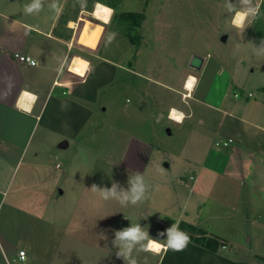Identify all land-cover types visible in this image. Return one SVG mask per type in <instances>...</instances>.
I'll return each instance as SVG.
<instances>
[{
    "label": "rangeland",
    "instance_id": "1",
    "mask_svg": "<svg viewBox=\"0 0 264 264\" xmlns=\"http://www.w3.org/2000/svg\"><path fill=\"white\" fill-rule=\"evenodd\" d=\"M98 1L114 9L108 24L95 20L89 14ZM30 2L31 0H13L14 13H25L20 8L24 9ZM58 2L60 0H43L42 11L30 17L41 18L42 13L52 11L51 6ZM253 3L259 6L261 15L250 21V26L244 32L232 27V14L226 11V0H86L83 8L76 0H64L58 26L69 40L75 37L69 69L74 62L89 65L87 57L90 58L92 53L103 52L114 61L128 66L135 65L146 73L156 74L157 77L176 84L185 81L190 73L197 75L203 72L202 88L206 80H211L216 75L217 70L224 68L230 71L235 66L236 85L243 86L246 95L252 92L253 96H243L235 84L232 90L227 91V96L234 100L237 93L240 96L237 98L242 101L248 100L246 97H260L261 86H264V54L257 50L261 40H264V0H253ZM127 12H137L138 21L120 15ZM69 17L76 21L77 28L72 27L75 21H66ZM111 33H116V36L109 44L107 37ZM225 34L227 38L222 40ZM194 54L204 58L199 69L189 64ZM95 62L96 59L93 58V63ZM80 74L82 75L81 70ZM123 74L132 78L136 85L139 84V76L129 72H120L117 81ZM227 75L225 72L223 76ZM132 95L133 93L122 94L120 100L123 105L110 109L112 114L116 113L111 118V124L119 123L120 114L117 110L123 111L126 97L133 101ZM135 103L134 99L126 104L134 106ZM130 121L125 120L126 127L136 126L129 124ZM167 121L159 125V138L152 140L155 147L152 156V159H156L155 170L148 169L150 174L145 178L151 186L150 199L134 206L122 207L114 200L105 201L96 193L98 190L94 191L95 195L87 193L93 191L91 185L87 186V182L96 183L100 188H110L113 182H117L126 189L129 176L142 167L139 156L134 172L119 171L122 168L118 165L119 160L127 157L124 136L118 140L117 137H112L113 129L109 135L102 132L101 141L98 142L102 146L91 152L79 149V143L75 140H71L70 146L63 150L51 146L49 151L59 152L57 160L54 158L51 161L53 166L58 161L63 169L84 174L87 181L70 179L65 184L63 179L58 182V192L66 185L65 195L56 203L62 207L59 212L55 208L33 214L17 211L14 214L15 227H8L6 207H2L5 198L0 195V264H68L69 261L86 264L87 255L91 253L97 259L96 264L99 260L102 264L104 256L112 257L111 264H118L120 261L124 264L123 259L116 256L118 249L112 244L116 230L139 222L149 232V236L155 237L158 233L166 234V229L170 228L166 215L163 214L166 209L175 218L184 209L189 211L190 216L195 215L196 211H192V208L195 209L196 206L189 198L187 184L184 181L178 184L173 180L169 173L176 171L175 166L167 168L166 164L176 160V168L181 169V173L187 178L194 167L184 164L183 160H199L202 152L200 154L194 144L191 131L184 125L178 127L173 121ZM146 129L147 131H141L143 128H138L143 133L149 132V127ZM168 129H171V134ZM132 131L138 132L134 128ZM227 139L213 138L209 145L227 154V148L215 146L216 142ZM253 139L255 140L250 143L256 147L260 143L256 139L261 138L256 135ZM106 158L107 162L104 160ZM108 159L116 161H111L110 165ZM108 168L111 177L104 173ZM255 169L256 180L249 182L250 187L224 175L213 182L210 195L203 200L206 206H203V211L199 214L203 222L200 225L202 229L188 228L184 221L178 225L179 229L194 236H198L201 231L206 233L204 230H207V236L217 238L222 244L216 252L229 256L235 261L232 264H252L254 260L264 264V165H256ZM117 171L121 173L120 179L115 180L113 172ZM32 187L34 188L31 190H34L35 186ZM246 204L249 206L246 207ZM146 209H151V213H138V210L142 212ZM245 214V219L239 218ZM31 247L37 254V257L34 255L36 260L29 258ZM21 248L27 251V260H20L15 256V252ZM133 257L137 264H155L159 259V255L142 251H134ZM203 261L205 264H228L222 259L216 262L210 259ZM199 264H203L201 260Z\"/></svg>",
    "mask_w": 264,
    "mask_h": 264
},
{
    "label": "crops",
    "instance_id": "2",
    "mask_svg": "<svg viewBox=\"0 0 264 264\" xmlns=\"http://www.w3.org/2000/svg\"><path fill=\"white\" fill-rule=\"evenodd\" d=\"M63 1L56 3L62 11ZM13 8L15 9L13 0H0V195L5 198L2 207H6L8 227H15L14 214L17 211L33 214L55 208L59 212L62 207L56 203L65 195L66 185L58 192L57 183L63 179L65 184L70 179L87 181L84 174L65 170L58 161L53 166L51 161L54 158L57 160L59 152L49 151L51 146L63 150L70 146L71 140H75L79 143V149L91 152L102 146L98 145L101 141L100 134L103 132L109 135L111 129L112 137L119 140L124 136L125 149H128L125 151L127 157L119 160L118 165L122 167L119 171L134 172L137 167L135 162L141 156L142 167L138 172L145 178L150 174L148 169L155 170L156 159H152L155 147L152 140L159 138V125L169 120L178 127L184 125L192 132L194 144L200 154L202 152L199 160H183L184 164L194 167L192 173L185 178L181 169L176 168V160L167 163L166 167L175 166L176 171L169 173L170 177L178 184L182 181L187 184L189 198L194 207L196 206L192 211H196V214L190 216L189 211L184 209L175 218L166 209L163 214L166 215L170 227L184 221L194 228L202 229L200 225L203 222L199 214L206 206L203 200L210 195L213 182L220 175L243 182L247 186L251 180H256L255 166L264 165L263 85L260 97H246L248 100L240 101L234 95L232 100L228 98L227 91L236 85L235 66L230 70L231 73L224 68L217 70L216 75L212 76L214 79L206 80L201 88L203 72L197 75L190 73L185 81L176 84L159 78L156 74L146 73L135 65L128 66L126 63L114 61L103 52L92 53L90 58L87 57L89 65L74 62L69 69L75 37L69 40L58 26L62 11L57 16L53 10H47L41 14V18L33 19L25 13L15 14ZM20 9L24 11L23 8ZM66 21L75 20L69 17ZM72 27H77L76 21ZM16 54L32 56L37 65L19 61ZM93 58L96 59L95 63ZM80 70L82 76L72 72L77 71L80 74ZM120 72L138 75L139 84L136 85L132 78H127L124 74L117 81ZM225 72L228 73L227 77L223 76ZM192 75L196 81L193 89L189 90L186 83ZM210 82L212 83L209 84ZM236 86L243 96H253L252 92L246 95L243 86ZM23 91L34 95L24 96ZM127 93H133L135 105H127V102L133 101L126 97L123 111L117 110L120 114L119 123L111 124V118L116 113L112 114L110 109L122 106L120 97ZM22 98L30 109L20 106L19 101ZM173 109L183 114L182 123L169 118ZM125 120H131L129 124L136 126L126 127ZM139 127L143 128L141 131H147L146 127H149V135L138 130ZM133 128L138 132H133ZM171 132L168 129V133ZM256 135L261 139H256L260 143L255 147L250 142L255 140L253 138ZM213 138L233 139L228 147H224L227 148V154L210 147L209 142ZM63 140L68 142L66 147L60 146ZM216 147L224 149L223 146ZM104 160L107 162V158ZM113 160L116 161L108 159V163L111 165ZM119 171L113 172V179H120ZM104 173L111 177L109 168ZM94 184L87 182V186ZM32 186H35L34 190H31L34 188ZM87 193L95 195L94 191ZM96 193L99 194V191ZM151 211L138 210V213L142 215ZM239 218L245 219L246 214ZM204 231L207 235V230ZM166 238V234L161 236L159 233L155 237H149L162 246L166 245ZM217 252L190 240L182 251H164L162 248L156 254L159 259L155 264H199L200 260L205 264L203 260L206 259L215 262L222 259L228 264L235 262L229 256ZM91 254L87 255L86 264H96L97 259ZM29 255L30 259H34V255L37 257L34 248H29ZM27 259L26 251L24 260ZM111 260L112 257L104 256L101 262L111 264ZM68 264L74 263L69 261ZM252 264L259 263L254 260Z\"/></svg>",
    "mask_w": 264,
    "mask_h": 264
},
{
    "label": "clouds",
    "instance_id": "3",
    "mask_svg": "<svg viewBox=\"0 0 264 264\" xmlns=\"http://www.w3.org/2000/svg\"><path fill=\"white\" fill-rule=\"evenodd\" d=\"M81 8L86 6V0H76ZM226 11L232 14L231 25L240 32H244L247 27L250 26V21L258 19L261 15L258 5L253 3V0H226ZM54 13L58 16L62 9L58 4L51 6ZM43 9V0H31V2L24 6V12L26 15L38 14ZM116 33H111L107 37V43H111L115 39ZM258 53L264 54V40H261L259 46H257ZM186 87L192 90L194 87V80L189 79L186 83ZM64 105H62V108ZM170 119L173 117L170 115ZM175 122L182 123L180 117H175ZM159 122V118H158ZM160 171L159 168L156 169ZM93 191H99L100 197L107 200H114L120 206L127 207L129 205H137L150 199L151 186L146 182L142 173L136 172L130 175L128 178V187L122 188L117 182H113L111 187H97L92 185ZM165 233H161L163 236ZM166 245L156 246L152 240L149 239V232L145 231L143 226L138 222L132 224L129 227H125L120 230H116L112 244L118 249L116 256L122 258L124 264H137V260L133 257V252H150L158 254L163 247L164 251L171 249L173 251L184 250L188 243H190V237L187 233L179 230L178 225L172 224L170 228L166 229ZM145 241H148L145 243Z\"/></svg>",
    "mask_w": 264,
    "mask_h": 264
},
{
    "label": "bare ground",
    "instance_id": "4",
    "mask_svg": "<svg viewBox=\"0 0 264 264\" xmlns=\"http://www.w3.org/2000/svg\"><path fill=\"white\" fill-rule=\"evenodd\" d=\"M113 11H114V9L111 6L103 4L102 2L98 1V2L95 3L94 8L92 9V11L89 14L93 18H95V19H97V20H99V21H101L103 23H107L108 24L110 22L111 18H112ZM189 79H193L194 80V85H195V81H196L195 76L192 75V76L189 77ZM23 95L27 96V97L28 96L33 97L34 94L32 95L30 92H27V91L24 92L23 91ZM19 104H20L21 107H25V108L29 107L27 102L26 103L24 102L23 98L20 99ZM28 109H30V108H28ZM171 116L173 117V119L175 117H180L182 119L183 114L181 112H178L177 110L173 109V110H171ZM150 240H152V242L156 246H162V244H160L158 241H156L154 239H150Z\"/></svg>",
    "mask_w": 264,
    "mask_h": 264
},
{
    "label": "trees",
    "instance_id": "5",
    "mask_svg": "<svg viewBox=\"0 0 264 264\" xmlns=\"http://www.w3.org/2000/svg\"><path fill=\"white\" fill-rule=\"evenodd\" d=\"M120 15L121 16L125 15V17H127V18L131 17L133 19V21L134 20L136 21L137 17H139L137 12L121 13ZM137 21H138V19H137ZM137 25H139V24H137ZM186 226L188 228L194 229V227H192L190 224H186ZM179 230L183 231L182 229H179ZM183 232H185L189 235L190 240L200 244L201 246H203L204 248H206L210 251L216 252L219 250L220 245H222L221 242L217 238L207 236L205 232L201 231L198 236H194L190 232H186V231H183Z\"/></svg>",
    "mask_w": 264,
    "mask_h": 264
},
{
    "label": "built area",
    "instance_id": "6",
    "mask_svg": "<svg viewBox=\"0 0 264 264\" xmlns=\"http://www.w3.org/2000/svg\"><path fill=\"white\" fill-rule=\"evenodd\" d=\"M15 56L21 62L28 63V64H30L32 66L37 65V61L32 56H30V55H27V54H16ZM71 62H72V60L70 61V63ZM72 72H74L75 74H77L79 76H82L81 74H78L77 71H72ZM63 93H65V91H63ZM249 95H251V94H249ZM235 96H238V94L236 93ZM170 115H171V111H170L169 116ZM232 141H233V139L228 138L227 140H223V141L216 142V145L228 147L230 145V143H232ZM15 256L17 258H19L20 260H24L26 258V251L23 250V249H19L16 252V255ZM14 260H15V258H14Z\"/></svg>",
    "mask_w": 264,
    "mask_h": 264
},
{
    "label": "water",
    "instance_id": "7",
    "mask_svg": "<svg viewBox=\"0 0 264 264\" xmlns=\"http://www.w3.org/2000/svg\"><path fill=\"white\" fill-rule=\"evenodd\" d=\"M226 38H227L226 34L222 36V40H226ZM203 62H204V58L202 56L194 54L192 55L189 64L190 66L199 69L202 67ZM67 145L68 142L66 140H63L62 143L60 144L61 147H66Z\"/></svg>",
    "mask_w": 264,
    "mask_h": 264
}]
</instances>
